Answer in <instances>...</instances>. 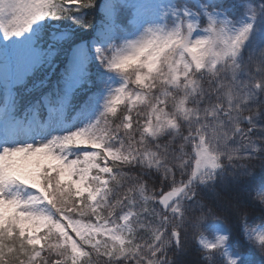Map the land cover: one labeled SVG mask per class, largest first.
Masks as SVG:
<instances>
[{
  "label": "snow or ice",
  "instance_id": "6c2138e0",
  "mask_svg": "<svg viewBox=\"0 0 264 264\" xmlns=\"http://www.w3.org/2000/svg\"><path fill=\"white\" fill-rule=\"evenodd\" d=\"M0 264H264V0H0Z\"/></svg>",
  "mask_w": 264,
  "mask_h": 264
}]
</instances>
